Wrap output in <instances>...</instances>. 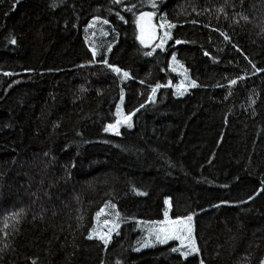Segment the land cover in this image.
I'll use <instances>...</instances> for the list:
<instances>
[{
  "label": "trees",
  "instance_id": "trees-1",
  "mask_svg": "<svg viewBox=\"0 0 264 264\" xmlns=\"http://www.w3.org/2000/svg\"><path fill=\"white\" fill-rule=\"evenodd\" d=\"M150 10L164 49L137 42ZM172 57L195 84L182 97ZM121 96L131 127L106 134ZM107 203L122 225L105 244L89 237ZM165 212L192 216L197 254L135 251V220ZM263 260L264 0H0V264Z\"/></svg>",
  "mask_w": 264,
  "mask_h": 264
},
{
  "label": "rangeland",
  "instance_id": "rangeland-1",
  "mask_svg": "<svg viewBox=\"0 0 264 264\" xmlns=\"http://www.w3.org/2000/svg\"><path fill=\"white\" fill-rule=\"evenodd\" d=\"M114 1H121V0H114ZM151 4H153V2ZM143 13L152 14L150 21L147 18H144L143 20L140 19ZM156 19L157 18L155 16V12L152 10L143 11L136 16V19H135L136 38H137L138 44L143 48H150L151 46H155L157 48L164 49L167 45V42L169 40V36H168L169 27L166 23H163L161 20H156ZM161 25H163V27H161ZM85 36H86V39L89 40L90 42L89 45L91 48H93L94 52H100V53L106 52V49L109 46L107 45L109 42L108 41L109 33H108V30L107 32L104 31V26L102 24L93 23L92 25H90L85 32ZM141 38L145 41L144 43L141 42ZM179 65L183 68V70L179 67ZM88 68L92 69V66ZM169 70L171 73L177 76L176 83L169 85L173 93L175 94V97H182L188 93L191 87L192 88L195 87L193 86L194 82L191 81L186 69L176 60V58L172 57L170 59ZM115 73L117 74V76L119 77L121 81L126 80V76L123 73H120L119 71H115ZM155 91H153V94L150 97V101L154 99ZM135 113L136 111L131 115L124 114L123 97L121 96L115 107V121L112 124H108L104 128V133L115 135L117 134L121 126H126V124L131 125L132 118ZM110 125L114 126V128H110L109 127ZM168 204L169 202L167 203V205ZM101 210L102 211L99 212L100 215L97 216V219L94 223V228H93L94 235L96 237H94L93 232H92L91 238H95L96 240L103 242V240L100 239L99 237L103 236V237L108 238L112 234H115L122 224H121V216L116 211L113 205L107 203ZM4 214L5 216L10 215L8 214V211H6ZM164 220L165 219H163L162 221ZM158 222L148 223V222H141V221L135 220L136 230L141 235V240L139 241V244L137 248L135 249L136 252H140L142 250L151 248L157 244H166L170 242L177 243L179 254L181 252L188 251V249L184 247L183 244L181 243V240L168 239L166 242H163V243L158 241L152 232L153 228H156L159 226ZM190 223L192 227L191 236L193 238V218ZM195 254H197V251L190 252L189 255L182 256V257L188 258ZM261 264H264V260L261 262Z\"/></svg>",
  "mask_w": 264,
  "mask_h": 264
},
{
  "label": "snow or ice",
  "instance_id": "snow-or-ice-1",
  "mask_svg": "<svg viewBox=\"0 0 264 264\" xmlns=\"http://www.w3.org/2000/svg\"><path fill=\"white\" fill-rule=\"evenodd\" d=\"M155 6L156 5L153 4V7H155ZM151 15L152 14H150V13H143L140 19L143 20L144 18H147L150 21ZM161 27H163V25H161ZM166 35H167V33H166ZM12 42L15 43V41H12ZM141 42L144 43L145 41L141 38ZM177 43H179V41H177ZM93 55H95V53H93ZM173 58H175V57H173ZM114 70L119 71V69H114ZM124 75L126 76L127 73H124ZM233 83H235V81H233ZM193 86H195V85L193 84ZM153 91H155V89H153ZM125 119H127V118H125ZM128 126L131 127L130 124ZM109 127L114 128V126H112V125H110ZM117 134H119V133L117 132ZM140 194H142V193H140ZM165 203L167 204L168 201L166 200ZM97 215H100V213H97ZM164 215H165V220L158 222L159 226L152 229V232L155 235L156 239L158 241H160L161 243L166 242L168 239L181 240V243L183 244V246L188 249V251L181 252L180 253L181 256H187L190 254V252L197 251L195 241L191 236L192 227H191L190 222L192 221V216L189 215V216L184 217V218H177L175 220H169L168 219V213L165 212ZM89 238H91V236ZM99 238L102 239L105 244L108 243V240L106 237L101 236ZM185 241H186V243H185ZM172 251L175 252V251H178V249L173 248Z\"/></svg>",
  "mask_w": 264,
  "mask_h": 264
}]
</instances>
